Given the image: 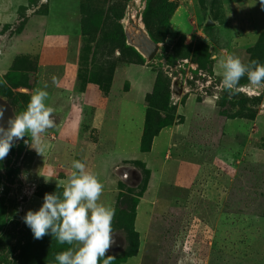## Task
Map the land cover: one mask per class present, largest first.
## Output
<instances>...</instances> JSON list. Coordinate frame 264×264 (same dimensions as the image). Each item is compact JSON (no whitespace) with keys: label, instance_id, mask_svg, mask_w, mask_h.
<instances>
[{"label":"rangeland","instance_id":"obj_1","mask_svg":"<svg viewBox=\"0 0 264 264\" xmlns=\"http://www.w3.org/2000/svg\"><path fill=\"white\" fill-rule=\"evenodd\" d=\"M229 53L264 64L260 0H0V98L19 114L47 84L55 120L43 156L25 136L0 161V264L72 247L22 218L73 160L115 210L112 264H264V89L222 87L212 57Z\"/></svg>","mask_w":264,"mask_h":264},{"label":"clouds","instance_id":"obj_2","mask_svg":"<svg viewBox=\"0 0 264 264\" xmlns=\"http://www.w3.org/2000/svg\"><path fill=\"white\" fill-rule=\"evenodd\" d=\"M264 6V0H260ZM222 76L221 85L235 94L239 82L247 76L249 86L254 90L264 89V64L258 60L244 63L234 53L213 56ZM53 81L56 78L53 77ZM43 87L32 91L26 109L7 121V127L0 125V161L4 160L13 147L14 140L28 136L25 140L37 154L45 153L48 145L44 134L55 126L52 118L54 109L46 104L49 93ZM4 109H0V118ZM45 178V177H44ZM49 179L45 178V182ZM60 194L45 193L38 210H28L23 222L31 229L34 239L45 235L55 237L60 244L72 245L55 255L57 264H112L114 255H107L114 243L112 221L115 210L100 202L104 185L97 175L89 171L84 162L73 160L66 179L57 183Z\"/></svg>","mask_w":264,"mask_h":264},{"label":"water","instance_id":"obj_3","mask_svg":"<svg viewBox=\"0 0 264 264\" xmlns=\"http://www.w3.org/2000/svg\"><path fill=\"white\" fill-rule=\"evenodd\" d=\"M139 34L136 37L137 42L135 46L141 51L147 60H151L156 54L158 46L152 42L143 32L135 26ZM0 109H4V115L0 118V125L7 127V121L13 116L10 106L0 98ZM16 140H14L15 142Z\"/></svg>","mask_w":264,"mask_h":264},{"label":"crops","instance_id":"obj_4","mask_svg":"<svg viewBox=\"0 0 264 264\" xmlns=\"http://www.w3.org/2000/svg\"><path fill=\"white\" fill-rule=\"evenodd\" d=\"M107 157L103 156V155H98L95 156V158L92 159V161H90V164L92 165L91 170H95L97 169H101V171L105 170L106 166H107ZM94 165V167H93ZM93 170V171H94Z\"/></svg>","mask_w":264,"mask_h":264},{"label":"built area","instance_id":"obj_5","mask_svg":"<svg viewBox=\"0 0 264 264\" xmlns=\"http://www.w3.org/2000/svg\"><path fill=\"white\" fill-rule=\"evenodd\" d=\"M188 69H191V73L192 74H195V71H196V68L194 67V65H188ZM197 77H202V78H207L208 80H206L205 84H204V88H207L213 81L210 80L211 78L210 77H206L207 75L206 74H203V73H200V72H197ZM203 87V85H202ZM202 89V88H201Z\"/></svg>","mask_w":264,"mask_h":264}]
</instances>
